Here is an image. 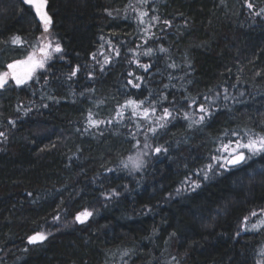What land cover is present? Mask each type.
I'll list each match as a JSON object with an SVG mask.
<instances>
[{"label": "trees", "instance_id": "16d2710c", "mask_svg": "<svg viewBox=\"0 0 264 264\" xmlns=\"http://www.w3.org/2000/svg\"><path fill=\"white\" fill-rule=\"evenodd\" d=\"M262 9L47 0L45 33L31 5L0 0V73L43 36L63 50L0 88V264H264V155L201 172L223 144L264 135Z\"/></svg>", "mask_w": 264, "mask_h": 264}, {"label": "snow or ice", "instance_id": "6c2138e0", "mask_svg": "<svg viewBox=\"0 0 264 264\" xmlns=\"http://www.w3.org/2000/svg\"><path fill=\"white\" fill-rule=\"evenodd\" d=\"M143 2V0H141ZM23 3L26 5H31L35 11L36 14L39 16L40 21L44 25V32L47 33L49 31V27L52 23V20L48 13L44 11L45 6L47 4V0H23ZM129 7H132V5H129ZM249 8L252 7L251 4L248 5ZM261 11H264L262 9ZM257 15H260V13H256ZM148 13L141 12L140 16H147ZM158 19V18H155ZM141 23H144L143 19L140 21ZM164 23H168V21H165ZM12 42L14 44H21L22 41L20 37H14ZM40 55L37 56L35 51L30 54L25 61H17L15 63H11L7 65V68L9 71L0 73V88H3L9 81V78L15 82L17 86H23L27 84L30 80H32L34 74L38 70H42L45 68V65L49 60L53 58L54 53H61L63 50L59 43H56L55 45L52 44L51 41H48L47 43H43L39 49H38ZM163 51V49H162ZM62 58V57H61ZM21 65H24V70L19 71ZM78 71V69L76 70ZM76 71L71 72V75H76ZM131 83V81H129ZM135 87H138V85H134ZM144 102L142 100L136 101V100H128L125 107H131L133 113H135L136 108L142 105ZM145 113L148 112V109H144ZM206 111L205 107L201 105L199 107V112L204 113ZM171 113L167 108L164 109V116H162L160 119L164 120L166 117H170ZM185 118L187 119L188 116L185 114ZM205 119L204 115H201L199 117V121H193V123H199L203 122ZM161 127L164 125L161 124ZM153 133H155V129H150ZM4 133L0 132V136H3ZM232 142L229 141L226 144H223L221 148H218L217 154L210 157L209 163L205 166L206 171L204 169H201V172L204 173V178L207 179L208 172H217L220 168H223L224 170H228L229 167H233L236 165H240L242 163H246L251 157L257 156V155H264V135H254L249 136L246 141H235V147L233 148ZM145 147H148L147 144H145ZM161 151V148L157 147L155 148V152L159 153ZM166 151V150H165ZM246 153L248 155H246ZM146 154V153H145ZM132 162V166L139 170V168L142 166L143 161L139 158H136L133 160L130 158ZM215 161V164L212 162ZM125 167H128V164L126 163L124 165ZM196 175H200V172L196 173ZM193 184L195 186H199L197 182L193 181ZM179 191V190H178ZM92 213L85 210L81 213H79L76 216V220L80 223H84L86 218L91 216ZM252 215H257V213L253 212ZM58 219V217H57ZM247 222V218H245V223ZM261 226H264V220L261 221ZM256 225H253V228H255ZM47 237L43 233H37L33 236H30L28 239V242L30 244L42 242Z\"/></svg>", "mask_w": 264, "mask_h": 264}, {"label": "rangeland", "instance_id": "374dc122", "mask_svg": "<svg viewBox=\"0 0 264 264\" xmlns=\"http://www.w3.org/2000/svg\"><path fill=\"white\" fill-rule=\"evenodd\" d=\"M48 41H49V40L47 39V37H46V36H43L42 39H41V43H40V45H39L35 50L31 51V52H30V53H29L24 59H22V60H20V61H25V60L27 59V57H28L30 54H32L34 51H35L36 55L39 56V55H40V53H39V51H38L39 47H40L43 43H47ZM15 62H17V61H15ZM15 62H13V63H15ZM24 67H25L24 65H21L20 68H19L18 70H19V71H23V70H24ZM42 70H43V69H42ZM6 71H9V69L6 68L5 72H6ZM38 71H41V70H38ZM38 71H37V72H38ZM37 72H36V73H37ZM36 73H35V74H36ZM35 74H34V75H35ZM9 81H12V80L9 78ZM12 82H14V81H12ZM14 84H15V82H14ZM15 85H16V84H15ZM87 218H88V217H87Z\"/></svg>", "mask_w": 264, "mask_h": 264}, {"label": "water", "instance_id": "95a60500", "mask_svg": "<svg viewBox=\"0 0 264 264\" xmlns=\"http://www.w3.org/2000/svg\"><path fill=\"white\" fill-rule=\"evenodd\" d=\"M242 164H243V163H242ZM242 164H240V165H236V166H233V167H229V169L239 167V166H241ZM28 239H29V238H28ZM28 239H27V243L30 244V243L28 242ZM30 245H31V244H30Z\"/></svg>", "mask_w": 264, "mask_h": 264}]
</instances>
